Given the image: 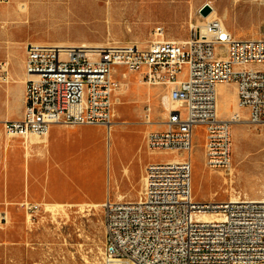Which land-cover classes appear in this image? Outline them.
<instances>
[{
	"label": "built area",
	"instance_id": "1",
	"mask_svg": "<svg viewBox=\"0 0 264 264\" xmlns=\"http://www.w3.org/2000/svg\"><path fill=\"white\" fill-rule=\"evenodd\" d=\"M203 28L192 27L187 39L177 40L165 38L157 24L146 45H24L22 114L1 120L9 137H44L54 123L109 130L117 66L137 72L148 85L167 87L176 102L162 121H153L150 104L144 106L145 122L158 125L147 132L145 146L184 156L147 162L136 198L107 197L99 205L107 257L137 264L264 262V198L194 199L190 155L194 128L202 125L205 166L230 171L232 125L243 118L240 111L248 123L264 126V36L236 37L218 18L207 19ZM6 67L0 61V73ZM221 83L235 86L237 110L228 117L217 111ZM26 206L35 211L40 205ZM204 212L217 217L205 220ZM6 218L0 212V220Z\"/></svg>",
	"mask_w": 264,
	"mask_h": 264
},
{
	"label": "rangeland",
	"instance_id": "2",
	"mask_svg": "<svg viewBox=\"0 0 264 264\" xmlns=\"http://www.w3.org/2000/svg\"><path fill=\"white\" fill-rule=\"evenodd\" d=\"M20 2L27 7L20 8ZM205 3L214 5L216 15L211 18L222 19L234 36H264V0H98V6L105 8L101 17L91 18V12L79 8V16L63 20L58 17L59 20L51 24L47 22L59 9L56 0H0V61L7 62L6 70L0 73V114L10 117L21 110L22 66L27 42L146 45L157 24L163 25L165 38L184 40L191 34L192 27L199 28L198 21L207 20L199 12ZM17 8V12L13 11ZM114 77L121 85L113 94L111 129L108 132L105 127H89L84 131L90 138L104 140L103 157L97 170L88 177L70 179L66 191L58 193L60 201L42 200L63 203L64 210L59 208L52 212L42 201L30 197L20 203H9L6 220H0V264H106L107 260L118 258L104 253L101 207L86 204L88 201L101 204L106 200L101 198L108 191L110 197L122 195L123 198L125 194L124 198L134 199L141 190L147 162H165L184 156L171 151H148L145 146V136L152 126L145 122L144 106L150 104L153 121H162L165 109L161 96L164 93L159 101L158 97L154 101L153 96L149 100L147 94L154 95L158 88L139 84L138 73L121 66L116 67ZM218 97L220 115L237 110L232 83L219 86ZM244 111L239 112L242 117H246ZM3 119L0 117L2 129ZM157 126H153L154 129ZM243 135H247V140L241 146L234 138ZM20 138L9 141V153L17 161H22ZM204 143V128L197 125L191 149L194 199L220 201L238 195L264 198V126L247 121L233 123L230 171H213L205 166ZM33 160L30 157V165ZM30 204L40 206L30 211L26 208ZM5 207L0 204V212H4L1 209Z\"/></svg>",
	"mask_w": 264,
	"mask_h": 264
},
{
	"label": "crops",
	"instance_id": "3",
	"mask_svg": "<svg viewBox=\"0 0 264 264\" xmlns=\"http://www.w3.org/2000/svg\"><path fill=\"white\" fill-rule=\"evenodd\" d=\"M18 10L19 8L13 11L17 12ZM23 77L24 68L22 66V79ZM22 79L21 97L23 94ZM13 81L16 80L13 79ZM139 84L145 85L147 88L151 87V89L158 88V91L154 95H149L150 92L147 94L146 98L149 100L153 96L154 101L157 97L159 101L160 95L162 93L167 94L168 92V88L164 86ZM223 84H219L218 87ZM233 91L235 93L236 103L234 84ZM22 109L23 102L20 112L12 114L10 117L9 114H5V116L0 114V117L2 119L18 118L22 114ZM166 116L167 111L163 115V118L165 119ZM228 116L226 114L223 117ZM151 126V128H154L153 126L156 125ZM89 127L99 129L105 127L108 132L110 130L102 124L64 125L54 123L50 126L47 135L44 137H32V140L29 139L26 142L17 136H7L2 126H0V204L6 205L1 210L7 216V205L9 203L16 201L20 203L26 201L28 197L34 198L37 202L42 200L60 201L61 196L58 193L66 191L67 183L70 179L73 177H88L92 171L97 170L103 157L104 140L97 137L90 138L85 134L84 131ZM14 138H20L22 140V161L13 159L9 153V141ZM25 143H27V146H25ZM30 157L34 159L32 165H30ZM107 197H110L109 191L101 199L105 200ZM123 197H125V194H123ZM111 198L115 199V197ZM20 199L22 200L18 201Z\"/></svg>",
	"mask_w": 264,
	"mask_h": 264
},
{
	"label": "bare ground",
	"instance_id": "4",
	"mask_svg": "<svg viewBox=\"0 0 264 264\" xmlns=\"http://www.w3.org/2000/svg\"><path fill=\"white\" fill-rule=\"evenodd\" d=\"M56 2H57L58 7H59V9H57L58 10L57 15H54L53 18L49 22H47V24L54 23L57 20H59V18H61L63 20L64 18H73L74 16H79L80 13L77 12V10L79 8L80 9L84 8V10H88L87 12H91V14L89 15L91 18L92 17H101L102 15H104V12H105V10H104L105 8L98 6V0H87L86 3H82L83 2L82 1V2H80V4H77V3L73 2L72 0H56ZM26 5L27 4H24L22 2L19 3L20 8H25V7H27ZM209 5L212 7V10L207 15H201L203 17V19H210L212 16L216 15V10L214 8V5H212L210 3H209ZM220 20L222 21V19H220ZM204 24H205V22H202L201 20L198 21V26L201 28V30L204 29L203 28ZM73 42L74 41H72V42L71 41L70 42L61 41V42H58V44L68 46V45H74ZM99 43L91 44V43L81 42V44L86 45V46H101L102 44H99ZM138 82L146 84L140 79H138ZM120 85L121 84L118 82V86L116 87L115 90L119 89ZM161 102L164 103V109H165L164 114L166 113V109L176 106V102L170 101L166 94H163L161 96ZM217 111L219 114L221 113V106H220L219 97H217ZM235 112H236V110L228 112V115H231ZM243 118H241L239 120V122L247 121V119L245 117H243ZM111 126H112V124H111ZM111 126H110V129H111ZM104 134H106V132ZM108 139H109V137H108ZM30 140H32V137L30 138ZM246 140H247V135H243V136L239 137L238 139L234 138V141H237V143L241 144V146H244ZM27 141H29V140H27ZM25 146H27V143H25ZM190 155H191V153H190ZM221 176H223V175H221ZM121 197H122V195L119 196V198H121ZM230 199L234 200V199H238V197L237 196H231ZM259 199H261V198H259ZM259 199L256 198L254 200H259ZM41 204L45 205V208H49V209L53 210L52 212H54V210H57L59 208L64 210V207H65L64 204L60 203V202L49 203V202L42 201ZM99 205H100V203L98 201H88V203L86 204V206H88V207H98ZM59 214H60V211H59ZM201 217L205 220H211L213 218H216L217 215L214 212H208V213L204 212V213H201ZM106 264H137V263H135L133 260H131L129 258H112V259L107 260ZM260 264H264V262H262Z\"/></svg>",
	"mask_w": 264,
	"mask_h": 264
},
{
	"label": "water",
	"instance_id": "5",
	"mask_svg": "<svg viewBox=\"0 0 264 264\" xmlns=\"http://www.w3.org/2000/svg\"><path fill=\"white\" fill-rule=\"evenodd\" d=\"M211 10V7L209 6V4L205 3L202 5V7L200 8V12L203 14V15H206L210 12Z\"/></svg>",
	"mask_w": 264,
	"mask_h": 264
}]
</instances>
